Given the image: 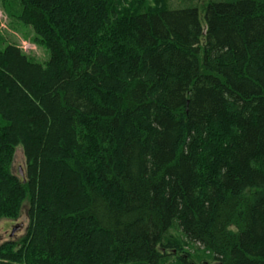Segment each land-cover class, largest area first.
Here are the masks:
<instances>
[{"label": "trees", "instance_id": "trees-1", "mask_svg": "<svg viewBox=\"0 0 264 264\" xmlns=\"http://www.w3.org/2000/svg\"><path fill=\"white\" fill-rule=\"evenodd\" d=\"M20 1L51 58L0 50V264H264V0Z\"/></svg>", "mask_w": 264, "mask_h": 264}, {"label": "rangeland", "instance_id": "rangeland-1", "mask_svg": "<svg viewBox=\"0 0 264 264\" xmlns=\"http://www.w3.org/2000/svg\"><path fill=\"white\" fill-rule=\"evenodd\" d=\"M211 1L213 0H148V3L153 7L158 6L159 8L163 7L164 4L170 8L193 4L199 8L201 19L203 21L205 8ZM22 13L23 9L20 0H0V50H4L10 45L17 46L33 62L46 65L51 58L50 52L39 42V36L35 33L33 28L22 22L20 19ZM3 125L4 122L0 118V126ZM25 169V156L22 147L19 146L15 151L12 171L15 175L22 178L21 171L23 172L24 177ZM29 207L28 202L24 203L20 217L17 220H0V247L6 243L20 244L26 238L29 227ZM14 228H18V230L15 235L11 237ZM173 235L180 238V232L178 230L173 231ZM184 251L190 252L196 257L195 260L198 262L196 264L207 262L204 261L205 256L203 258L200 257L201 253L193 246H184ZM165 264H178V260L173 257L168 259Z\"/></svg>", "mask_w": 264, "mask_h": 264}, {"label": "water", "instance_id": "water-1", "mask_svg": "<svg viewBox=\"0 0 264 264\" xmlns=\"http://www.w3.org/2000/svg\"><path fill=\"white\" fill-rule=\"evenodd\" d=\"M21 176H23V172L21 171ZM18 228H14L11 234V237H13L15 235V233L17 232Z\"/></svg>", "mask_w": 264, "mask_h": 264}]
</instances>
